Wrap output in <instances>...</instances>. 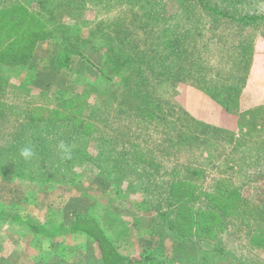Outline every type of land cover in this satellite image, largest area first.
<instances>
[{
  "label": "rangeland",
  "instance_id": "374dc122",
  "mask_svg": "<svg viewBox=\"0 0 264 264\" xmlns=\"http://www.w3.org/2000/svg\"><path fill=\"white\" fill-rule=\"evenodd\" d=\"M248 2L250 13L264 15V0ZM76 4L64 24L36 41L29 64H0L7 81L0 86V209L43 223L92 214L123 253L165 264H264V106L242 120L229 149L218 150L159 115L126 54L142 36L130 21L137 16L174 37L187 32L251 59L264 18L240 23L180 9L175 0ZM42 17H49L45 9ZM20 31L0 19V51L17 52L38 36ZM49 117L62 126L58 136L34 144L30 124ZM25 149L30 158L17 155ZM0 264L100 260L84 234L44 239L6 218Z\"/></svg>",
  "mask_w": 264,
  "mask_h": 264
},
{
  "label": "crops",
  "instance_id": "0c3cea01",
  "mask_svg": "<svg viewBox=\"0 0 264 264\" xmlns=\"http://www.w3.org/2000/svg\"><path fill=\"white\" fill-rule=\"evenodd\" d=\"M132 20L142 36L126 54L159 115L218 150L230 148L242 120L264 106V32L248 59L183 31L178 44L147 19Z\"/></svg>",
  "mask_w": 264,
  "mask_h": 264
},
{
  "label": "trees",
  "instance_id": "16d2710c",
  "mask_svg": "<svg viewBox=\"0 0 264 264\" xmlns=\"http://www.w3.org/2000/svg\"><path fill=\"white\" fill-rule=\"evenodd\" d=\"M77 1L78 0H0V19H6L9 21V23L14 21V24L18 28H21V31L26 35H38L37 38L33 37L34 42H32L30 46H24L17 52H5L4 50H1L0 64L10 66H22L29 64L31 57L33 56V46L35 45L36 41L45 38V34L52 31L49 28L50 26L55 27L54 24L57 22L60 25L64 24L63 18L73 14L75 8L78 6L76 4ZM175 1L177 5H179L180 9H186L188 6L193 7V9L198 7L199 10L203 9V11L213 13L216 16L231 18L232 20L238 21L240 23L247 20L254 21L260 17L264 18V15H254V13H250L249 9H246L249 6V0ZM33 4L35 5L34 9H32ZM44 9L49 14L48 18L42 17V10ZM11 15H14L13 19L10 18ZM30 16L32 19H30ZM49 18L53 20V23H50ZM29 23H32V25H28ZM162 30L166 36L173 38L174 42L178 44L180 43V38L174 37V35L169 33L168 29L162 28ZM70 56L71 55L66 56L65 60H67V62L69 61ZM104 56L106 63L112 65L111 57L109 56V53L107 54V51H104ZM61 65L68 66L69 63L64 62V64L62 63ZM121 67L122 66H119L120 69ZM102 75H107V72L102 70ZM26 79H32V75L26 76ZM3 82L7 81L0 76V86ZM1 114L2 111H0V115ZM32 117L33 115L30 116V118ZM53 120L54 119L49 117L40 123L33 122L30 124V129L32 128V131L35 133L36 137L34 144L38 143L39 141L43 142L44 139L42 138H47V136L51 135L50 137L52 138L54 136H58L56 129L60 125V122H53ZM60 127L62 126H59V128ZM20 137L21 136L19 134L15 140H21L22 138ZM57 141H61V138H59ZM2 148L3 146L0 147V149ZM38 150L39 147L36 149V151ZM17 155L20 156V158H25L22 153H18ZM30 157L31 155L27 158ZM67 158L69 159V157ZM107 158L109 157L107 156ZM61 163L63 164L65 162ZM167 216L168 215L166 213L162 214L163 218H166ZM6 218L14 222L17 221L19 224L28 226L33 236L43 237L44 239H56L68 235L84 234L92 241L94 247H96L100 264H165L162 261L157 262L151 254H142L140 257H134L123 253L111 239L100 221H98L92 214L78 213L75 215L71 223H65L60 220L57 223L52 221L43 223L38 218L30 214H22L17 212L12 213L0 209V222ZM168 224L171 228H173V223L171 220L168 221Z\"/></svg>",
  "mask_w": 264,
  "mask_h": 264
},
{
  "label": "clouds",
  "instance_id": "9594fccd",
  "mask_svg": "<svg viewBox=\"0 0 264 264\" xmlns=\"http://www.w3.org/2000/svg\"><path fill=\"white\" fill-rule=\"evenodd\" d=\"M22 154H23L25 157H27V156L30 155V152H29L27 149H25V150L23 151Z\"/></svg>",
  "mask_w": 264,
  "mask_h": 264
}]
</instances>
